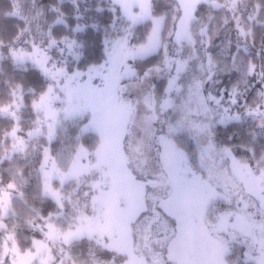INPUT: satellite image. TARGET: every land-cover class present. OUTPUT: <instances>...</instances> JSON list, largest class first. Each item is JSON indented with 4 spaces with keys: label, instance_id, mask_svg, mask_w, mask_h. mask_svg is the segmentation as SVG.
<instances>
[{
    "label": "rangeland",
    "instance_id": "rangeland-1",
    "mask_svg": "<svg viewBox=\"0 0 264 264\" xmlns=\"http://www.w3.org/2000/svg\"><path fill=\"white\" fill-rule=\"evenodd\" d=\"M171 1L152 14L151 0H112L129 24L106 36L104 60L82 65L77 33L54 34L63 18L50 22L39 0H13L27 26L7 54L48 85L31 101L17 85L0 102V118L14 124L0 138V165L12 172L14 159L38 150L42 194L60 210L32 222L33 249L22 251L18 222L6 219L27 179L0 178V264H81L69 249L83 238L126 255L121 264H264V156L252 161L215 139L231 121L264 128V50L246 28L258 12L249 0ZM202 3L226 8L243 38L231 59L241 78L231 83ZM149 21L137 44L135 28ZM153 54L156 65L140 74L136 62ZM249 84L261 86L253 108ZM93 133L95 150L82 141Z\"/></svg>",
    "mask_w": 264,
    "mask_h": 264
},
{
    "label": "trees",
    "instance_id": "trees-1",
    "mask_svg": "<svg viewBox=\"0 0 264 264\" xmlns=\"http://www.w3.org/2000/svg\"><path fill=\"white\" fill-rule=\"evenodd\" d=\"M39 1L44 7L43 10L46 11L44 17L50 22L59 18L65 20L55 24L54 34L56 36L62 37L77 33L82 65H91L104 60L106 36L111 34L116 23L122 29L120 31L114 29L117 34H122L123 27L129 24L125 19L118 16L121 11L112 0ZM248 2L258 13L247 24L246 28L252 33L255 44H260L264 50V0H249ZM248 4L244 12L246 17L249 14ZM172 6L173 1L171 0H151L152 14L168 12ZM14 11L13 0H0V44L5 55L8 53V47L15 44L27 26L26 20L17 16ZM197 13L200 17L212 16V26L220 31L215 44L221 51L220 55L224 59L223 62H226L224 70L228 74L225 77L226 83L240 79L239 70L241 66L231 62V59L236 50L244 51L239 47L243 38L239 34L240 31L234 23L235 21L231 18V13L226 8L216 9L207 3H202ZM81 25H84L85 28L76 32V28ZM151 28V21L136 27L134 31L136 34L135 42L141 44L145 41V36ZM157 61L158 55L153 54L138 60L136 67L140 74H143L154 67ZM163 80L166 81V79ZM239 82L247 86L246 80L242 79ZM17 85L23 87L25 99L31 101L46 90L48 80L39 69L29 63L17 65L8 54L0 57V102L10 100L12 97L9 93ZM260 90V85H248V92L245 96L246 107L253 108L262 102ZM13 126V120L10 118H0V138L9 132ZM215 139L219 144L236 146L241 155H246L252 161L259 160L264 156V128H261L257 119H243L220 124L215 128ZM82 141L92 150L98 146V139L94 133L86 134ZM54 144V153H57L60 144L58 142ZM14 162L17 164L16 167H13L12 172L9 170V164L0 165V178L10 181L21 173L22 177L27 179V186L24 188V198L15 201L12 214L6 221L11 224L18 222L19 244L22 251H27L33 249V239L36 236L32 222H41L44 218L59 212L60 207L54 200L42 194V177L38 172L41 153L38 150L30 149L23 156L14 159ZM69 251L71 260L81 264H121L127 260L126 255L105 249L95 240L89 238L73 242Z\"/></svg>",
    "mask_w": 264,
    "mask_h": 264
}]
</instances>
